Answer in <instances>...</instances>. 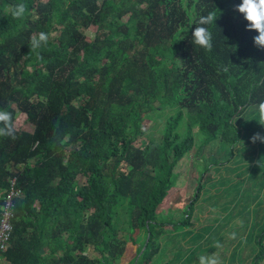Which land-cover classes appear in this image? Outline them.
<instances>
[{
  "label": "trees",
  "instance_id": "1",
  "mask_svg": "<svg viewBox=\"0 0 264 264\" xmlns=\"http://www.w3.org/2000/svg\"><path fill=\"white\" fill-rule=\"evenodd\" d=\"M240 2L190 1V23L181 0H0V109L13 127L0 136V215L2 192L20 191L2 264H161L166 233L195 227L201 185L181 219L160 218L190 153L225 144L232 156L259 123L240 125L244 112L264 101V49ZM209 12L210 50L191 43ZM40 32L50 38L32 51ZM256 218L236 246L254 242L248 264H264Z\"/></svg>",
  "mask_w": 264,
  "mask_h": 264
},
{
  "label": "rangeland",
  "instance_id": "2",
  "mask_svg": "<svg viewBox=\"0 0 264 264\" xmlns=\"http://www.w3.org/2000/svg\"><path fill=\"white\" fill-rule=\"evenodd\" d=\"M190 1L196 0H181V3L191 23L193 6L188 7ZM187 31L188 29L183 30L180 35H185ZM244 113L239 121L240 125L256 120L259 123L250 133L242 136L237 147L233 152L231 150L232 156L229 155L228 146L225 144L206 147L203 152L195 148L190 153L185 187L170 191L160 210V218L173 222L181 219L185 207L193 198L198 185H201L202 192L191 219V223L195 225L193 228H199L173 234L167 229L169 233H166L165 239L166 252L160 260L157 258L161 264H197L199 256L213 253L220 254L223 264H248L255 254L254 242L250 237L248 241L244 239L239 248L236 246L241 237H244L253 215L254 232H257L256 216L259 211L264 212V143L254 144L251 141L255 133L264 134V121L259 119L257 106L249 107ZM169 114V111H165L162 116L152 118L155 121L153 136L163 128L165 118ZM244 128L245 126H242V129ZM194 137L198 140L196 132ZM198 240L202 246L189 248L192 242V245H195ZM217 242L222 245L221 248L215 247ZM245 246L246 250L243 251ZM234 248L236 251L233 252Z\"/></svg>",
  "mask_w": 264,
  "mask_h": 264
},
{
  "label": "clouds",
  "instance_id": "3",
  "mask_svg": "<svg viewBox=\"0 0 264 264\" xmlns=\"http://www.w3.org/2000/svg\"><path fill=\"white\" fill-rule=\"evenodd\" d=\"M11 14L15 18H22L26 12L23 3L16 4L10 8ZM234 12L239 13L244 20L247 21L246 30L258 33L253 37L254 46L264 49V0H241L240 3L234 5ZM216 21L215 13L209 12L203 15L197 21V26L192 31L193 45L210 50L212 48V34L209 32L207 25ZM50 34L40 32L30 37V50L39 49L42 44H47ZM259 119L264 121V101L257 105ZM0 136H13L12 113L7 110L0 109ZM252 143H264V134L257 132L251 137ZM216 248L222 245L217 242ZM197 264H223V260L219 253L211 255H201L198 257Z\"/></svg>",
  "mask_w": 264,
  "mask_h": 264
},
{
  "label": "built area",
  "instance_id": "4",
  "mask_svg": "<svg viewBox=\"0 0 264 264\" xmlns=\"http://www.w3.org/2000/svg\"><path fill=\"white\" fill-rule=\"evenodd\" d=\"M2 193H4V197L0 215V264L4 263L5 253L10 247L14 200L20 196V191L13 181L10 187Z\"/></svg>",
  "mask_w": 264,
  "mask_h": 264
}]
</instances>
